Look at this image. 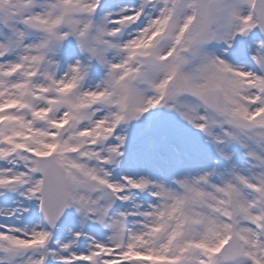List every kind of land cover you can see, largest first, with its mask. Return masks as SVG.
Masks as SVG:
<instances>
[{
	"label": "snow or ice",
	"instance_id": "obj_1",
	"mask_svg": "<svg viewBox=\"0 0 264 264\" xmlns=\"http://www.w3.org/2000/svg\"><path fill=\"white\" fill-rule=\"evenodd\" d=\"M0 264H264V0H0Z\"/></svg>",
	"mask_w": 264,
	"mask_h": 264
}]
</instances>
